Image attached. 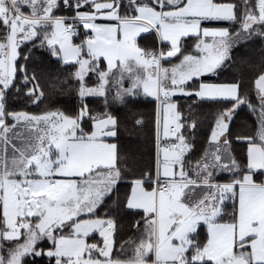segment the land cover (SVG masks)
I'll return each mask as SVG.
<instances>
[{"label":"snow or ice","instance_id":"1","mask_svg":"<svg viewBox=\"0 0 264 264\" xmlns=\"http://www.w3.org/2000/svg\"><path fill=\"white\" fill-rule=\"evenodd\" d=\"M0 264H264V0H0Z\"/></svg>","mask_w":264,"mask_h":264},{"label":"trees","instance_id":"2","mask_svg":"<svg viewBox=\"0 0 264 264\" xmlns=\"http://www.w3.org/2000/svg\"><path fill=\"white\" fill-rule=\"evenodd\" d=\"M208 110H210V109H206V111H208Z\"/></svg>","mask_w":264,"mask_h":264}]
</instances>
